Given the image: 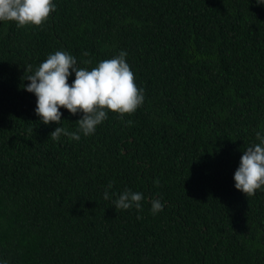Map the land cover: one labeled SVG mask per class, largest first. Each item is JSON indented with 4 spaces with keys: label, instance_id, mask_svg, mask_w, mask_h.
<instances>
[{
    "label": "trees",
    "instance_id": "trees-1",
    "mask_svg": "<svg viewBox=\"0 0 264 264\" xmlns=\"http://www.w3.org/2000/svg\"><path fill=\"white\" fill-rule=\"evenodd\" d=\"M54 2L40 26L0 23V258L264 264V190L247 197L233 181L243 150L264 124V6ZM121 49L144 89L143 105L124 122L110 111L78 141L52 139L58 125L35 115L24 74L56 50L90 68ZM61 111L63 127L75 131L82 114ZM109 182L110 193H144L142 208L116 210L103 199ZM156 197L165 207L153 215Z\"/></svg>",
    "mask_w": 264,
    "mask_h": 264
},
{
    "label": "clouds",
    "instance_id": "clouds-1",
    "mask_svg": "<svg viewBox=\"0 0 264 264\" xmlns=\"http://www.w3.org/2000/svg\"><path fill=\"white\" fill-rule=\"evenodd\" d=\"M255 3L264 6V0H255ZM56 7L54 0H0V23L14 22L17 28L40 26ZM126 57V50L121 49L111 58L99 60L89 68L81 67L71 52L56 50L49 53L34 70L24 74L22 79L28 83H24L22 88L36 97L35 115L45 125L52 122L58 125L50 133L52 139L58 140L63 135L78 141L81 135L94 134L110 111L118 114L124 122V114H131L143 105L144 89L135 83L134 73ZM73 75L74 79L69 84V77ZM62 108L72 115L82 114L75 122V131L63 127ZM126 123L130 125L132 121ZM233 181L234 188L247 197L254 195L257 190H264V124L258 125L255 130V142L243 150L233 173ZM111 187L109 182L103 192V199L110 200L116 210L134 207L139 211L142 208L144 193L131 188L110 193ZM164 207L159 197L150 199L153 215ZM0 264H9V261L0 258Z\"/></svg>",
    "mask_w": 264,
    "mask_h": 264
}]
</instances>
